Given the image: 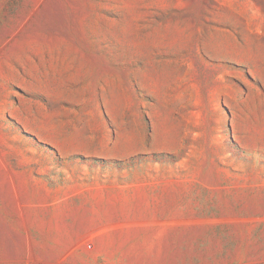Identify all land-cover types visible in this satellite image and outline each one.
I'll return each instance as SVG.
<instances>
[{
  "label": "rangeland",
  "instance_id": "374dc122",
  "mask_svg": "<svg viewBox=\"0 0 264 264\" xmlns=\"http://www.w3.org/2000/svg\"><path fill=\"white\" fill-rule=\"evenodd\" d=\"M0 264H264V0H0Z\"/></svg>",
  "mask_w": 264,
  "mask_h": 264
}]
</instances>
